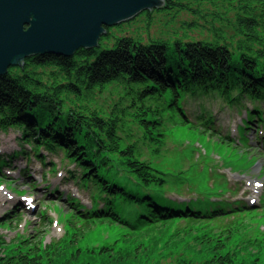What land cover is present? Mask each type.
I'll return each mask as SVG.
<instances>
[{"label": "trees", "instance_id": "trees-1", "mask_svg": "<svg viewBox=\"0 0 264 264\" xmlns=\"http://www.w3.org/2000/svg\"><path fill=\"white\" fill-rule=\"evenodd\" d=\"M165 1L161 10L106 29L94 49H79L72 57L33 56L22 68H11L0 76V131L18 130L19 139L42 162L41 149L61 153L64 161L75 166L69 174L77 184L92 190L91 209L80 212L83 207L76 203L71 223L76 219L88 221L91 227L109 224L136 239L179 222L195 230L209 228L210 220L235 217L249 209L243 202L169 199L164 192L189 179L172 165L177 176L185 178V183L173 184L171 179L179 177L159 163L168 159L162 151L169 137L167 118L173 126L221 138L206 110L202 108L194 118L187 114L184 107L189 99L217 97L237 109L250 100L253 108L247 109L241 137L263 122L257 104L264 103V0ZM156 16L165 18L163 26L179 24L183 34L169 31L143 40L125 32L141 20L149 33ZM191 33L200 38L194 39ZM112 87L122 88L123 101L105 109L97 99L103 94L113 98ZM131 120L137 127L129 126ZM20 154L28 153L16 156ZM12 157H0V170ZM120 173L133 184L118 180ZM225 233L212 237L208 230L194 237L195 245L189 247L195 257L177 256V264H238L230 252H223L232 238L230 228ZM84 234L73 227L63 242L46 247L41 254L28 249L29 257L6 245L0 236V264H94L90 260L94 256H105L109 264H129L140 249L150 251L148 246L134 247L133 254L111 247L81 251L77 244ZM196 258L200 261L194 262Z\"/></svg>", "mask_w": 264, "mask_h": 264}, {"label": "rangeland", "instance_id": "rangeland-1", "mask_svg": "<svg viewBox=\"0 0 264 264\" xmlns=\"http://www.w3.org/2000/svg\"><path fill=\"white\" fill-rule=\"evenodd\" d=\"M154 21L156 23L149 33H146L144 21L141 20L130 28L125 26V32L134 33V36L140 35L143 40L164 36V32L169 31L183 34L179 24L175 27L163 26L166 20L161 16H156ZM191 34L194 39L200 38L197 34ZM112 89L113 98L110 94H103V97L97 99L98 105L107 109L112 102L121 99L122 103V88ZM252 105L250 100H245L237 109L217 97L189 99L184 107L187 114L194 118L202 108L206 110L213 117L214 127L221 138H212L196 130L173 126L167 118L165 125L169 127V137L162 151L168 159L158 163L175 176L178 174L173 166L180 172L181 168L185 178L189 179L186 183L184 177L171 179L175 185L185 183L179 188L173 187L164 192L173 201H204L209 197L202 196H213L212 201L245 202L254 210L241 212L235 217L230 214L210 220L207 223L209 228L204 225L195 230L190 224L179 222L164 229L154 230L150 236H140L136 239H131L127 230L117 226L97 223L91 227L87 226L88 221L77 223L76 219L72 223L69 222L71 213L76 212L69 199L75 201L74 205L77 203L88 209L91 207L92 198V190L78 185L75 177L69 174L70 171H75V166L64 161L61 153L52 155L41 149L40 154L45 158L42 164L33 157L30 146L23 144L19 139L21 133L18 130L11 129L8 133L0 131V157L6 159L13 156L9 165L1 166L0 170V236L3 237V242L13 245L16 250H21L19 253L29 257L31 250L28 249L34 248L41 254L46 247L56 245L59 241L63 242L72 228L77 227L85 233L77 244L81 251L111 247L116 251L121 249L133 254L134 247L136 249L148 246L150 251L140 249L136 257L132 256L129 264H177V256L195 257L193 248L189 247L195 245L194 237L201 236L203 232L206 234L208 230L212 237L224 236L230 228L232 238L223 252H230L238 264H264V125L258 132L253 126V130L246 133L249 148L238 146L226 139L230 137L238 141L237 129L242 125L241 121L246 119L247 109H251ZM257 106L262 111L264 120V103H258ZM132 115L135 116L136 113ZM129 122V126L137 127L136 121ZM221 139L226 142L223 143ZM22 150L27 151L29 155L16 156ZM53 167L55 172L51 171ZM118 180L133 184L124 173L119 174ZM206 188L209 190H203ZM218 192L221 196L214 194ZM60 195L62 200H59ZM28 196L34 199L30 204L25 200ZM260 200H263L262 205H259ZM30 205H33L34 209L30 208ZM102 206L100 201L99 209ZM81 226L84 228H80ZM90 260L94 264H109L105 256H94ZM199 261V258L194 260Z\"/></svg>", "mask_w": 264, "mask_h": 264}, {"label": "water", "instance_id": "water-1", "mask_svg": "<svg viewBox=\"0 0 264 264\" xmlns=\"http://www.w3.org/2000/svg\"><path fill=\"white\" fill-rule=\"evenodd\" d=\"M165 0H0V76L33 56L72 57Z\"/></svg>", "mask_w": 264, "mask_h": 264}, {"label": "bare ground", "instance_id": "bare-ground-1", "mask_svg": "<svg viewBox=\"0 0 264 264\" xmlns=\"http://www.w3.org/2000/svg\"><path fill=\"white\" fill-rule=\"evenodd\" d=\"M246 114H247L246 116L248 117V114H249V113L247 112Z\"/></svg>", "mask_w": 264, "mask_h": 264}]
</instances>
